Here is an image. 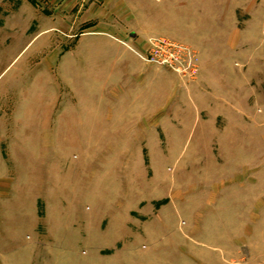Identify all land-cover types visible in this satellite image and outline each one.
Instances as JSON below:
<instances>
[{
    "label": "rangeland",
    "instance_id": "374dc122",
    "mask_svg": "<svg viewBox=\"0 0 264 264\" xmlns=\"http://www.w3.org/2000/svg\"><path fill=\"white\" fill-rule=\"evenodd\" d=\"M155 38L197 75L129 50ZM209 238L264 264V0H0V264Z\"/></svg>",
    "mask_w": 264,
    "mask_h": 264
},
{
    "label": "built area",
    "instance_id": "2783aa9c",
    "mask_svg": "<svg viewBox=\"0 0 264 264\" xmlns=\"http://www.w3.org/2000/svg\"><path fill=\"white\" fill-rule=\"evenodd\" d=\"M129 50L142 62L167 68L183 78L193 79L197 75L196 54L182 43L155 38L149 40L144 52Z\"/></svg>",
    "mask_w": 264,
    "mask_h": 264
},
{
    "label": "crops",
    "instance_id": "0c3cea01",
    "mask_svg": "<svg viewBox=\"0 0 264 264\" xmlns=\"http://www.w3.org/2000/svg\"><path fill=\"white\" fill-rule=\"evenodd\" d=\"M92 11H95V9L90 8V12ZM197 240L199 243H196V245L192 244V246L198 251L190 253L180 252L174 256L176 259L172 255L170 256L168 253L163 252L154 256L156 258L160 257V264H170L173 260L177 261L176 264H231L232 257L227 252L230 248L227 249L224 239L214 241L212 238H209V240ZM185 245L188 246V244ZM191 250H194V248H191Z\"/></svg>",
    "mask_w": 264,
    "mask_h": 264
}]
</instances>
